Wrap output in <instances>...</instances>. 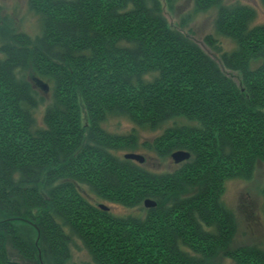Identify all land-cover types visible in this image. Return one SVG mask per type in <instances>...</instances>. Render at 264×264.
I'll return each instance as SVG.
<instances>
[{"label": "trees", "instance_id": "16d2710c", "mask_svg": "<svg viewBox=\"0 0 264 264\" xmlns=\"http://www.w3.org/2000/svg\"><path fill=\"white\" fill-rule=\"evenodd\" d=\"M180 1L29 0L34 36L0 16V264H72L73 238L94 264H264L259 249L229 248L221 202L227 181L264 164V24L252 26L244 5L192 0L233 42L221 52L206 37L237 85L170 27L163 7ZM35 79L50 94L41 125ZM111 118L130 132H108ZM142 147L190 156L155 174L116 155ZM103 203L141 212L117 216Z\"/></svg>", "mask_w": 264, "mask_h": 264}, {"label": "rangeland", "instance_id": "374dc122", "mask_svg": "<svg viewBox=\"0 0 264 264\" xmlns=\"http://www.w3.org/2000/svg\"><path fill=\"white\" fill-rule=\"evenodd\" d=\"M225 4L244 5L254 11V17L251 25L264 24V5L260 0H223ZM164 5V2L162 3ZM0 16L4 18L10 26L16 31L34 36L40 30V18L31 10L29 0H0ZM163 15L172 29L181 31L186 37L193 41L208 57H210L230 77L237 85L240 83V76L236 72L226 69L220 59V54L206 41L207 36H211L216 48L229 52L234 48L233 42L225 37L215 33L214 20L215 11L208 10L204 12H195L192 0H182L175 7L174 11H169L163 7ZM184 24V25H182ZM31 74H26V80L30 81L33 87ZM37 93L43 99L35 112L38 125H41V119L46 107L49 104V91L44 93L39 87ZM105 129L113 134H127L131 126L124 118H111ZM140 140L151 142L156 134L141 133ZM135 153L144 157L142 167L155 174L171 173L179 167L174 164L170 158L161 159L154 151L146 150L142 147ZM116 155L123 158V153ZM264 164L257 162L253 176L250 180H230L225 183L221 202L231 213L234 225V233L229 244L231 250L244 247H252L264 252V218L263 203L264 197ZM109 210L117 216H128L139 214L138 208L125 209L113 204L103 203ZM143 207V206H141ZM30 233H34L30 230ZM70 244V255L72 264H94L90 255L83 247L82 243L73 238ZM11 250V249H10ZM221 264H233L227 258L219 257L217 260Z\"/></svg>", "mask_w": 264, "mask_h": 264}, {"label": "water", "instance_id": "95a60500", "mask_svg": "<svg viewBox=\"0 0 264 264\" xmlns=\"http://www.w3.org/2000/svg\"><path fill=\"white\" fill-rule=\"evenodd\" d=\"M36 84L45 92L47 93L48 91V86L44 83H42L40 80L35 79ZM189 153L186 151H176L171 154V159L175 164H180L183 161L187 160L189 158ZM123 158L126 160H131L134 162H137L138 164H142L144 162V157L137 153H125L123 155ZM143 205L145 208H153L156 206V202L151 199H146L143 202ZM99 208L103 210H107L108 208L105 205L100 204ZM42 264V263H41Z\"/></svg>", "mask_w": 264, "mask_h": 264}]
</instances>
